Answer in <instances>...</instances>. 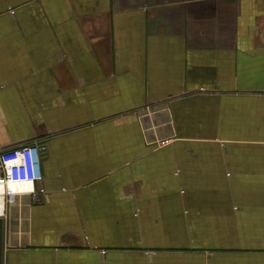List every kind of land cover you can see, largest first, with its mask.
I'll list each match as a JSON object with an SVG mask.
<instances>
[{"label":"crops","instance_id":"obj_1","mask_svg":"<svg viewBox=\"0 0 264 264\" xmlns=\"http://www.w3.org/2000/svg\"><path fill=\"white\" fill-rule=\"evenodd\" d=\"M32 143L0 264H264V0H0V150Z\"/></svg>","mask_w":264,"mask_h":264},{"label":"built area","instance_id":"obj_2","mask_svg":"<svg viewBox=\"0 0 264 264\" xmlns=\"http://www.w3.org/2000/svg\"><path fill=\"white\" fill-rule=\"evenodd\" d=\"M45 151L46 146L43 143L21 145L6 151L0 150V200L6 198L14 201L13 196L17 191L29 192L33 195L46 191L44 187L38 186L44 180ZM14 185L21 187L14 188Z\"/></svg>","mask_w":264,"mask_h":264},{"label":"bare ground","instance_id":"obj_3","mask_svg":"<svg viewBox=\"0 0 264 264\" xmlns=\"http://www.w3.org/2000/svg\"><path fill=\"white\" fill-rule=\"evenodd\" d=\"M21 185H14V188H20Z\"/></svg>","mask_w":264,"mask_h":264}]
</instances>
